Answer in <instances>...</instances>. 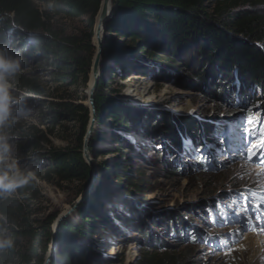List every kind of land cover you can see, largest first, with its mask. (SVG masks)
<instances>
[{
	"label": "rangeland",
	"instance_id": "1",
	"mask_svg": "<svg viewBox=\"0 0 264 264\" xmlns=\"http://www.w3.org/2000/svg\"><path fill=\"white\" fill-rule=\"evenodd\" d=\"M36 1L42 9H49L48 0ZM250 9L264 14V6ZM53 19L56 28L70 34H79L86 27V21L82 19L63 16ZM94 41L96 43L93 37V44ZM20 59L18 54L0 55V206L3 192L9 197L19 196L21 225L15 229L29 231L16 242L20 241L27 249L35 246L34 236L30 235L32 228L37 231L41 223L48 222L51 239L46 254L55 250L56 256L61 229L69 221L84 230V235L76 239L90 251L82 255L80 264H151V252L162 249L165 255H176L187 264H264V157L257 153L252 160L247 158L248 148L253 143L259 145L261 140L257 126L264 118V110L261 104L257 105L259 101L247 108L239 106L232 112L227 105L195 87L189 76L190 68L185 66L188 62L185 55L179 68L175 67L177 62L162 60L159 56L158 59L135 62L132 66L135 70L129 67L134 72L128 78L108 74L106 93L119 97L136 109L134 115L143 123L139 130L135 126L134 131H120L110 124L109 119L96 121L90 143L97 132L102 134V139L95 147L99 153L90 154L99 168V177L85 196L84 192L78 194L80 184L77 182L57 186L43 180L35 172L45 167L46 162L33 152H23L26 141L22 132L14 131L16 124L22 126L24 132L33 126L38 127L49 139L50 146L57 148L66 146V139L75 138V126L64 122L65 126L52 130L49 118L38 104L22 98L26 92L20 91L15 81L19 73L27 70L19 69ZM39 66L42 68L38 72L39 83L46 92L37 95L38 99L58 100L62 94L69 93L88 106L90 82L86 88H65L55 80L50 66ZM112 67L117 69L114 65ZM148 85L150 90L144 92ZM31 96L29 98L35 95ZM164 113L192 116L203 121L206 138L202 146L191 140L192 151H186V141L190 140L187 138L183 139L180 150L167 146L160 135L150 134L148 125L162 123ZM212 113L216 118H209ZM247 119L256 123L246 125ZM211 125L213 129L208 131ZM246 127L257 130L249 135ZM197 149H202L203 156L207 161H214L217 169H200ZM178 160L189 165L192 171L182 169L178 175L173 172ZM123 165L127 168L122 170L120 166ZM102 167L110 179L107 181L108 192L99 199L100 209L117 229L106 227L103 220L95 218L93 211L97 208L91 207L86 210L85 218L81 216V208L91 194L103 190ZM33 178L37 188L21 194V188ZM120 189L126 195H122ZM245 196L247 211L244 210ZM207 201L218 203L217 220L206 208L204 202ZM253 203H259L260 209L254 208ZM249 214L251 220L246 219ZM91 217L94 220L91 221ZM59 219V233L53 245V227ZM178 221L199 227L202 232L198 234V240L191 242L188 238L174 237L170 227ZM12 226L9 221L0 225V257L13 240ZM178 235L184 236L182 231ZM157 242L160 243L156 245Z\"/></svg>",
	"mask_w": 264,
	"mask_h": 264
},
{
	"label": "trees",
	"instance_id": "2",
	"mask_svg": "<svg viewBox=\"0 0 264 264\" xmlns=\"http://www.w3.org/2000/svg\"><path fill=\"white\" fill-rule=\"evenodd\" d=\"M47 4L49 9H42L36 0H0V55H19V69L26 68L27 72L19 73L15 84L20 91L26 92L22 98L38 104L49 118L52 130L65 126L64 122L74 123L75 138L66 139L67 145L62 148L50 146L49 139L41 134L38 127L33 126L24 132V128L16 124L14 131L22 132V138L26 141L23 152H33L46 162L45 167L35 174L57 186L77 182L80 184L78 194H81L91 178V168L84 158L91 110L69 93L62 94L58 100L38 99L37 95L46 92L39 83L38 72L42 70L39 65L50 66L55 80L65 88H86L89 82L92 83L95 56L92 39L95 38L94 29L101 0H48ZM113 6L114 14L104 37L103 77L95 97L98 122L109 119L117 130L134 131L135 126L139 130L143 122L134 115L136 109L119 97L106 93L109 85L106 77L112 73L128 78L134 72L129 67L134 69L132 66L135 62L158 59L159 56L162 60L177 62L175 67L179 68L185 55L188 58L185 66L190 68L189 76L195 82V87L215 101L227 105L232 112L239 106L247 108L256 101L264 110V14L250 9L264 6V0H113ZM55 16L82 19L86 21V27L79 34L67 33L56 28L53 21ZM168 55L175 58L171 59ZM110 82L113 83L112 80ZM32 94L35 96L29 98ZM163 116L165 120L162 123L148 125L150 134L160 135L167 146L180 150L183 139L187 138L202 146L206 138L203 121L192 116H170L168 113ZM208 116L216 118L215 113ZM212 129L211 125L207 130ZM115 137L121 140L119 136ZM101 139L102 134L97 132L90 143L92 155L99 153L95 147ZM180 162L178 160L177 168L173 171L177 175L182 169L191 170L189 165ZM213 162L200 163L199 168L217 169ZM120 168L123 170L127 167L123 165ZM101 173L103 190L91 194L81 208V216H87V209L97 208L93 211L95 218L103 220L106 227L115 228L112 222L109 223V216L100 209L99 199L108 192L107 181L110 179L105 167H102ZM36 188L33 178L20 192L25 195L26 191ZM120 193L126 195L122 189ZM2 200L0 225L8 221L13 225L10 227L13 240L7 245V251L2 253L0 264H45L51 239L50 223L42 224L38 220L41 225L37 231H34L35 227L32 228L30 234L34 236L36 245L27 249L20 241H15L29 232L15 229L21 225L19 196L9 197L8 193L3 192ZM204 203L216 219L218 203ZM55 214L59 212L55 211ZM91 221H88V226ZM170 228L174 237L180 240L188 238L191 242L197 241L198 234L202 232L199 227H192L186 221H178ZM181 231L183 237L178 235ZM84 233L76 224L65 222L60 233L59 252L51 264H80L82 255L90 253L76 239ZM14 243L17 245L14 246ZM164 253V249L151 252L149 262L187 264L176 255Z\"/></svg>",
	"mask_w": 264,
	"mask_h": 264
},
{
	"label": "water",
	"instance_id": "3",
	"mask_svg": "<svg viewBox=\"0 0 264 264\" xmlns=\"http://www.w3.org/2000/svg\"><path fill=\"white\" fill-rule=\"evenodd\" d=\"M114 14V6H113V0H101L100 10L98 12L97 18H96V25L94 29V35L97 37V43L94 41V46L96 48L95 56L93 59V65H92V72L91 76L94 77V85L89 95L88 100V106L91 110V120L90 124L87 130L86 138H85V145H84V158L86 163L91 168V178L89 185L87 189L84 191L83 195H87L95 185L98 177H99V168L94 162L89 148H90V140L93 136V132L95 131V125L98 118V113L96 109V103H95V97L96 93L100 84V78L103 73L102 68V55L105 48V41H104V34L107 31V25L109 20ZM212 118V117H209ZM58 222V221H57ZM59 228L55 229L54 238H53V245L55 243V239L58 236ZM55 250L51 253H47L45 257V264H51L52 259L55 256Z\"/></svg>",
	"mask_w": 264,
	"mask_h": 264
},
{
	"label": "snow or ice",
	"instance_id": "4",
	"mask_svg": "<svg viewBox=\"0 0 264 264\" xmlns=\"http://www.w3.org/2000/svg\"><path fill=\"white\" fill-rule=\"evenodd\" d=\"M245 123H246V125H252V124H254L256 122L251 120V119H247L245 121ZM257 127H258V131H259L261 140H260V144L259 145H256L255 143H253L248 148V150H247V158L249 160H252V158L255 157L257 155V153H259L262 157H264V127H260V126H257ZM256 130L257 129H254L252 127H246V129H245L246 133L249 134V135L252 132L256 131ZM133 142H135L134 139H133ZM191 145H192L191 140L186 141V144H185L186 151H189V152L192 151ZM158 147H162V145L158 146ZM196 158H198L201 161V163L207 162V157L203 156L202 149H197L196 150ZM244 199H245L244 210L247 211V209H248V199H247L246 196L244 197ZM253 207L259 210L260 209V204L259 203H253ZM256 218L259 219V216H257ZM246 219L251 220L252 219L251 214H249V216ZM262 223H264V222H262ZM253 230H255V229H253Z\"/></svg>",
	"mask_w": 264,
	"mask_h": 264
},
{
	"label": "bare ground",
	"instance_id": "5",
	"mask_svg": "<svg viewBox=\"0 0 264 264\" xmlns=\"http://www.w3.org/2000/svg\"><path fill=\"white\" fill-rule=\"evenodd\" d=\"M95 39H96V43H97V37L95 36ZM93 85H94V77H93V80H92V83L90 85V89H89V93L91 92L92 88H93ZM150 90V85L146 86L145 89H144V92L146 91H149ZM60 222H61V219H59L58 222H56V225H55V229H58L59 226H60ZM54 228V227H53ZM259 259V257H258ZM260 262V261H259Z\"/></svg>",
	"mask_w": 264,
	"mask_h": 264
},
{
	"label": "built area",
	"instance_id": "6",
	"mask_svg": "<svg viewBox=\"0 0 264 264\" xmlns=\"http://www.w3.org/2000/svg\"><path fill=\"white\" fill-rule=\"evenodd\" d=\"M55 229V228H54Z\"/></svg>",
	"mask_w": 264,
	"mask_h": 264
}]
</instances>
